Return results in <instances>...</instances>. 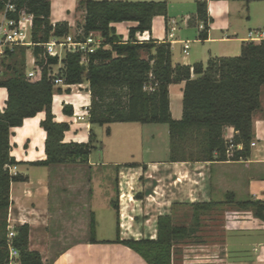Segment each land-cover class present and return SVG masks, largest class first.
Wrapping results in <instances>:
<instances>
[{"label": "crops", "instance_id": "0c3cea01", "mask_svg": "<svg viewBox=\"0 0 264 264\" xmlns=\"http://www.w3.org/2000/svg\"><path fill=\"white\" fill-rule=\"evenodd\" d=\"M128 1L167 2V18L156 16L151 31L144 36L169 42L174 66L202 63L206 67L211 58L233 57L244 43H249L250 31L264 27V0H199L206 3L212 19L206 40L199 38L204 24L198 19L196 0ZM77 8L78 0H51L52 23L68 22L71 30L80 31L75 25ZM136 25L127 22L113 26L127 41L129 29ZM60 67L62 63L56 71ZM56 87L64 92L53 99L55 121L70 126L64 142L89 143L92 137L95 148L86 164L35 166L32 164L47 158V135L41 127L44 113L13 129L11 157L18 164L9 170L12 176L25 180L11 183L7 232L28 225L29 248L42 255L44 264H146L128 247L113 243L118 237V224L121 240L156 239L160 216L177 213L179 204L209 202L223 203L218 208L225 215L220 237H213L216 233H212L202 239L198 234V242L186 245L184 251L178 250L183 246L178 245L173 264H264V221L255 218L251 211H239L226 204L228 197L236 202L264 201V100L262 110L253 116L252 143L256 145L250 146L247 158L170 162L168 148L164 159L153 158L157 152L156 134L148 132L146 126L150 124L100 126L104 130L100 138L96 131L99 125L89 123L91 95L87 82ZM184 87L185 83L169 87L175 120L182 118ZM67 89L70 92H65ZM7 99V90L0 88V110L6 107ZM66 105L73 107V116L64 113ZM225 134L234 135V129L227 128ZM145 139L152 140L150 147H145ZM242 148L240 145L239 150ZM99 149L103 151L100 164L92 159L93 152ZM111 165L115 171H111ZM100 198L104 199L102 204L97 203ZM115 201L118 212L113 206ZM112 208L117 214V237L98 240L96 231L94 235L91 231L92 219L96 224V211ZM93 238L97 243H93Z\"/></svg>", "mask_w": 264, "mask_h": 264}, {"label": "trees", "instance_id": "16d2710c", "mask_svg": "<svg viewBox=\"0 0 264 264\" xmlns=\"http://www.w3.org/2000/svg\"><path fill=\"white\" fill-rule=\"evenodd\" d=\"M196 1L198 19L204 24L199 38L206 40L212 19L207 14L206 3ZM8 3L16 7V13H9V17L33 16L32 39L37 45L32 49L36 59L32 77L26 72L28 47H15L2 59L8 58L11 63L6 65V76L0 75V88L8 92L6 107L0 110V264H9L7 214L11 183L25 180L19 175L12 176L9 170L10 166L18 164L11 157L13 129L21 127L26 119L44 113L41 127L47 135V158L33 163L35 166L86 164L95 148L92 137L89 143L64 142L70 126L56 122L52 111L54 96L64 92L54 84L57 77L69 86L89 84V123L92 125H167L170 162L228 160L227 128L234 129L233 144L243 146L241 150L235 149L231 159L236 161L248 157L254 138L253 116L262 110L264 41L244 43L240 56L214 57L206 67L202 63L174 66L169 42H136L137 33L151 31L156 16L167 18V2L78 0L77 9L85 14L81 25L83 37H78V40L99 33L103 44L87 56V62L83 61L81 53L71 51L60 61L58 56H51L43 45L52 38L69 36L71 29L68 22L52 23L51 0H0V12ZM127 22L137 25L129 29V38L124 41L113 25ZM107 46L109 49H105ZM60 62L62 67L56 71ZM181 83H185L183 114L180 120H175L170 108L169 87ZM149 86L154 89L148 91ZM65 92H70V89ZM63 111L68 116L74 114L72 106L66 105ZM128 166L135 167L136 164ZM226 204L239 211H251L255 218L264 221V201L236 202L233 197H228ZM222 205L217 202L176 205L192 209L193 225L176 224V212L160 216L156 239L121 240L118 224V237L113 243L128 247L146 264H173L177 246L187 243V239L196 238L202 218ZM113 206L118 212L116 201ZM91 231L94 235V219ZM29 234L28 225L16 228L13 245L20 253L19 263L44 264L42 255L30 250ZM93 243H97L94 238Z\"/></svg>", "mask_w": 264, "mask_h": 264}, {"label": "built area", "instance_id": "2783aa9c", "mask_svg": "<svg viewBox=\"0 0 264 264\" xmlns=\"http://www.w3.org/2000/svg\"><path fill=\"white\" fill-rule=\"evenodd\" d=\"M9 13H16V7L11 3L5 6V9L0 12L2 19L0 20V59H3L8 51L15 47H28L34 48L37 44L32 39L33 28V16L30 14L20 15L17 18L9 17ZM93 34V33H92ZM92 34L84 40H78L80 35L72 36L70 34L64 38H52L48 43L44 44L47 52L51 56H58L62 61L66 54L71 52L81 53L83 55V61L87 62V56L95 53L103 44V40L95 39ZM146 32L137 33L136 42L144 43L149 41L145 38ZM248 41L259 44L264 41V27L250 31L248 34ZM38 46H41L38 44ZM189 49V43L185 44L184 53L187 54ZM33 65L36 68V59H33ZM61 63V62H60ZM28 76L32 77L35 74V69L27 72ZM56 75V74H55ZM54 84L64 85L65 82L62 78H55ZM154 88L149 86L148 91H152ZM225 138L229 143L227 155L232 157L235 149H239V146L233 144L234 135L225 134ZM255 146V143H251ZM16 236L15 230H10L7 236V244L9 250V264H20L19 251L13 245V239Z\"/></svg>", "mask_w": 264, "mask_h": 264}, {"label": "rangeland", "instance_id": "374dc122", "mask_svg": "<svg viewBox=\"0 0 264 264\" xmlns=\"http://www.w3.org/2000/svg\"><path fill=\"white\" fill-rule=\"evenodd\" d=\"M84 12L82 10H80L77 13V18H76V26L78 27V29H80V31L76 29H72L70 34H72V36H76L80 35L81 37H83V31L81 30V25L84 24ZM2 19V17L0 16V20ZM92 36L97 39V40H102V37L100 36L99 33H93ZM191 47L194 46V43L190 44ZM33 48H29V50L26 53V72L31 71L32 69H35V65H33V59H35V57L33 56ZM241 55V51H239V53H237V55L233 56V57H237ZM143 57H146V55L144 54ZM11 63L10 59H0V75L1 77L6 76L7 74V70H6V65ZM262 100H264V93L262 94ZM261 100V101H262ZM147 129L149 130L148 132L154 133L156 134V139L154 140V142L156 143V148H157V152H156V156L153 157L155 160H162L164 159V152H165V148L169 149V142H170V137H169V128L167 125H157V124H150L146 126ZM96 131L99 133L100 138H102L103 134H104V130L103 128H101L100 126H96ZM152 139V138H151ZM151 139H145V147L151 145L152 140ZM92 159L94 162H98L99 164L101 162H103V151L101 149L94 151L92 154ZM111 169V171H115L116 168L111 165L109 167ZM104 199L100 198L97 199V203H103ZM192 209L189 207L187 208H181L177 211L176 216L174 217V222L176 224H184L185 226H189L191 227L193 225L192 222ZM96 224H95V231L97 233L96 237L98 240H115L117 237V214L114 211V209L112 208L111 210H100L98 209L96 211ZM224 213L222 210L220 209H215L213 212H211L210 214L204 216L202 218V224L201 227L199 228V230L197 231L196 235L200 234L202 237V239H204L205 237H207V235L212 234V233H216L215 236L213 237H220V231H223V224L222 223L224 221ZM212 227V228H211ZM211 228V229H210ZM199 237H192L190 239H187V243L184 244H180L183 245L181 248H178V250H182L184 251V249H186V245H192L194 243H197L198 238ZM211 237V236H210ZM209 238V237H207ZM203 242H207V241H203ZM177 250V249H176Z\"/></svg>", "mask_w": 264, "mask_h": 264}]
</instances>
